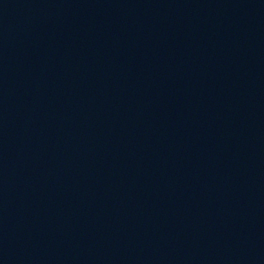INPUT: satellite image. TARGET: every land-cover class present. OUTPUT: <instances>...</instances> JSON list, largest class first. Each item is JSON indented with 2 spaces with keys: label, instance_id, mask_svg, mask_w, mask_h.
<instances>
[{
  "label": "water",
  "instance_id": "1",
  "mask_svg": "<svg viewBox=\"0 0 264 264\" xmlns=\"http://www.w3.org/2000/svg\"><path fill=\"white\" fill-rule=\"evenodd\" d=\"M0 264H264V0H0Z\"/></svg>",
  "mask_w": 264,
  "mask_h": 264
}]
</instances>
